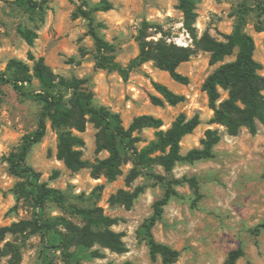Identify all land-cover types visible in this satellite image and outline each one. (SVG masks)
Here are the masks:
<instances>
[{
  "label": "rangeland",
  "instance_id": "1",
  "mask_svg": "<svg viewBox=\"0 0 264 264\" xmlns=\"http://www.w3.org/2000/svg\"><path fill=\"white\" fill-rule=\"evenodd\" d=\"M13 1L0 0V74H10L8 64L13 59L31 67L27 58L30 52L35 58L42 57L58 79L78 82L91 93L95 106L117 113L125 129L142 115L161 119L162 130L168 129L180 113L188 118L198 115L200 124L180 142L181 155L201 148L208 129L216 130L220 140L211 158L176 163L170 174L155 164L152 173L142 172L129 179L133 166L132 155L127 153L121 174L110 180L103 174L94 177L90 167L68 170L56 156L57 133L47 121L45 136L30 148L26 164L39 173L40 182L58 190L64 202H48L41 210L32 201L18 198L16 185L21 180L10 174L7 163L22 138L37 125L40 104L26 94L38 92V82L32 79L24 84L25 94L9 84H0V228L16 224L20 229L23 223L30 224L25 231L3 236L0 264H42L39 251L45 238L37 228L33 230V223L56 220L52 236L70 244L71 259L80 264H164L160 256L151 259L141 226L152 215L154 202L163 195L162 179L182 178L196 179L199 197L188 184L176 185L177 196L171 198L152 228L155 241L179 252L172 264H226L229 251L238 247L243 256L236 264H264V123H257L255 134L241 128L234 136L223 126L209 124L213 112L201 86L220 63L210 65L209 54L197 43L205 33L222 40L243 16L244 31L255 44L253 57L261 63L264 74V31L257 30L259 22L264 21V0H200L193 25L195 37L183 25L176 0H108L113 9L94 14L96 32L114 47L115 61L122 67L137 56L141 30L147 41L162 40L188 49L189 60L177 68L188 77L187 85L174 82L152 61L130 68L126 80L115 71L98 68V52L88 22L75 13L79 7L89 9L100 0H48L41 11L32 12ZM143 23L148 24L146 29ZM18 27L37 34L32 46L20 37ZM153 82L183 95L185 101L176 106L153 105L150 97L157 96ZM220 92L224 99L226 94ZM64 95L69 97L70 93ZM97 132L94 124L87 122L79 134L85 142L82 158L91 166L108 157L105 150L97 151ZM133 137L138 139L135 147L140 150L154 140L155 130L143 128ZM158 155L156 152L152 156ZM140 187L142 192L129 205L115 198L119 190L131 194ZM73 207L96 208L113 219L108 230L119 235L124 251L114 252L99 242L95 235L102 229H91V237L86 236L85 222L71 211ZM54 262L70 264L60 252Z\"/></svg>",
  "mask_w": 264,
  "mask_h": 264
},
{
  "label": "trees",
  "instance_id": "2",
  "mask_svg": "<svg viewBox=\"0 0 264 264\" xmlns=\"http://www.w3.org/2000/svg\"><path fill=\"white\" fill-rule=\"evenodd\" d=\"M48 0H14L20 8L26 12L41 11ZM176 9L183 17V25L194 34V23L197 18L196 5L200 0H176ZM10 2V1H6ZM113 9L108 0H100L89 9L79 7L75 15L82 17L88 22V32L94 40L98 56L96 65L98 68L117 72L124 80L127 79L130 68L139 64L152 61L155 66L168 73L169 77L176 83L187 85L188 77L177 71L179 65L189 60L190 51L186 48L176 47L165 41H147L141 30L137 37L138 54L130 61L125 68L115 61L114 47L105 42L96 32L94 26V14L106 12ZM148 27L143 23V28ZM258 31H264V21L259 22ZM20 37L32 46L37 39V34L30 29L18 27ZM200 48L209 54L210 65L220 63L204 80L201 89L206 94L208 107L213 112L209 124H216L225 127L230 135H236L241 128H246L251 134L257 131V123H264V74L261 63L253 57L255 44L253 38L244 31V18L239 16L237 23L229 34L222 36V40L203 34L197 41ZM233 57L232 60L225 59ZM32 62L29 67L23 61L13 59L8 64L10 74H0V84H9L21 94L24 84H30L32 79L38 82V92L27 93L40 104L41 112L35 129L22 138L17 151L7 158L10 174L21 181L16 185L18 198L32 201L35 208L43 209L48 202L63 204L61 193L40 182V175L26 164V157L30 148L39 143L46 133V122L57 133V158L64 166L71 171L90 167L94 177L103 174L107 179H115L121 174V165L126 161L127 153H131L132 169L128 175L134 179L142 172L152 173V166L158 165L166 174H170L176 163H194L199 160L208 159L213 156V148L219 142L220 137L216 130L208 129L204 138L201 139V148L190 150L186 155L180 154V142L182 138L194 131L200 124L198 115L188 118L180 113L171 126L162 130V120L150 115H142L134 118L127 129L122 126L120 116L104 107H97L92 102L90 92L82 89L78 82L58 79L52 69L45 63L42 57L35 58L30 52L27 56ZM156 95L150 97L155 106L168 104L176 106L185 101V97L169 90L165 85L152 83ZM226 94L221 99V92ZM64 92L70 93L69 97ZM87 122H91L97 128L96 135L97 151L105 150L108 157L98 160L90 165L83 160L82 149L85 146L83 138L79 135L84 132ZM143 128L155 130V138L138 150L135 147L137 138L133 137L135 131ZM159 152L160 155H152ZM162 179V177H160ZM164 192L161 198L153 204L152 215L145 220L141 226V235L146 241L149 254L152 260L160 256L164 264H172L178 257L179 252L172 250L166 245L158 243L152 235V228L162 218L164 207L171 198L177 196L176 185L188 184L196 198L199 197L198 183L194 178L162 179ZM138 188L133 193L119 190L115 198L127 205L142 192ZM196 201V200H195ZM79 215L85 222V235L91 237V229H102L97 233L96 239L110 250L121 253L124 251L119 235L108 230L114 222L99 212V209H78L71 210ZM57 221V220H56ZM56 221L34 222V229L42 233L45 242L43 243L39 257L42 264H55L54 258L57 252L69 259L70 264H80L71 259L73 255L68 252L70 244L62 241L61 238L52 236L51 232ZM19 225L13 224L9 227L0 228V241L6 233H17L25 231L29 223ZM264 225H261V227ZM92 240V239H91ZM243 256L241 247L229 251L226 264H236ZM122 264H132L124 262Z\"/></svg>",
  "mask_w": 264,
  "mask_h": 264
}]
</instances>
